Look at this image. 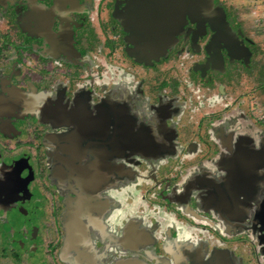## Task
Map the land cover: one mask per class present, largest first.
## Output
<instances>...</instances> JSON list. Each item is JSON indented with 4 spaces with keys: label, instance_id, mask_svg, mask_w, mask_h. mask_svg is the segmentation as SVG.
Here are the masks:
<instances>
[{
    "label": "flooded vegetation",
    "instance_id": "flooded-vegetation-1",
    "mask_svg": "<svg viewBox=\"0 0 264 264\" xmlns=\"http://www.w3.org/2000/svg\"><path fill=\"white\" fill-rule=\"evenodd\" d=\"M126 2L0 0V264H264V106L225 88L257 79L258 44L213 0L233 52L185 21L152 55Z\"/></svg>",
    "mask_w": 264,
    "mask_h": 264
},
{
    "label": "water",
    "instance_id": "water-1",
    "mask_svg": "<svg viewBox=\"0 0 264 264\" xmlns=\"http://www.w3.org/2000/svg\"><path fill=\"white\" fill-rule=\"evenodd\" d=\"M123 13L119 20L130 40L139 41L152 55L160 56L174 44L185 21L201 32L203 25H208L216 37L223 39V45L234 51V37L213 0H127ZM242 56L245 58V54Z\"/></svg>",
    "mask_w": 264,
    "mask_h": 264
},
{
    "label": "rangeland",
    "instance_id": "rangeland-1",
    "mask_svg": "<svg viewBox=\"0 0 264 264\" xmlns=\"http://www.w3.org/2000/svg\"><path fill=\"white\" fill-rule=\"evenodd\" d=\"M97 2V0H93V4H95ZM223 2V1H222ZM225 2V6L235 10L236 14L235 17L238 21V25L240 28H242V32L244 33V35L251 41H254L255 45L256 43L258 44L257 47H255V50H257L258 54H256L255 56H259L257 59V64L259 65V67L257 68V71L259 72L257 79L255 74H252V80H250V74L248 72H245V74H241V75H232L229 76V78L227 79V81H225V88H229V89H234V93H239L240 91L242 92L243 89L245 87H248L247 90H250V88L256 89L259 95H261L260 97H258L255 100V106L257 108H261L264 106V34H258L255 29H259V32L261 31V29L264 27V0H224ZM89 6L87 7H82L83 9L87 10ZM19 14L16 12V17ZM262 23V24H260ZM253 52H256V51ZM184 61H187L188 59H186L185 56H182ZM163 63V64H161ZM160 66L158 65V67H160L161 71H160V76L159 79H161L162 85L167 86V84H170L169 82H166L168 80H171L170 82L172 84H177L178 83V78L177 76H175L174 71L172 70L173 65L176 64V59H170V62L167 64V62L163 61L161 62ZM18 69L19 67L16 66ZM136 68V67H135ZM114 68H109L108 71L106 72V78L110 77V70H112ZM115 71L117 69H114ZM113 70V72H114ZM140 71V70H139ZM112 72V71H111ZM182 77L184 81H182L181 78V82L182 84L179 85V89H183L184 91H186L187 93H200L196 90H194L193 88H191V85H187L184 86V82L187 81L188 78H190V75L187 73L186 68L182 71ZM236 72V71H235ZM234 72V74H235ZM237 73V72H236ZM166 74L168 75L166 77ZM118 76V75H117ZM107 80V79H105ZM136 80H132V82H130V84L128 86V88L130 90L133 89L134 86H136L137 88H141L144 90L145 84H139L136 85L135 83ZM177 82V83H176ZM112 85H114V90L118 89L120 90L121 87H119L120 85L118 84V79L116 78L113 82H111ZM147 84H149L151 87L155 86V83H152L150 81H147ZM185 87V89H184ZM224 88V89H225ZM146 89V88H145ZM191 91V92H190ZM202 91H205V89H203ZM219 93V90H218ZM227 93H233V91H227ZM185 104H182L181 107L179 108V114H176L177 122H181L182 120H184V117L186 116L185 114H181V110H182V106H184ZM186 110V109H185ZM224 119L226 117H223ZM227 119H232L230 118V115L227 116ZM246 118L244 117L242 119V121H239L238 118L236 119H232V121L234 123H239L241 122L242 128H254V125L249 122H247L244 124L243 122H245ZM240 124V123H239ZM147 169L151 168V164L146 166ZM37 195V194H36ZM38 196V195H37ZM111 212V211H110ZM110 217V215L108 214V218ZM15 220H17V218H14ZM13 227V226H12ZM11 225L7 224L6 222L3 224V228H4V233L6 232H10V228H12ZM10 234V233H9ZM6 248L10 247V245H6ZM71 255V254H70ZM27 256V255H25ZM10 257V263L14 264V260H12V254L9 256ZM21 261H23L24 263L28 264V259L26 257H22Z\"/></svg>",
    "mask_w": 264,
    "mask_h": 264
}]
</instances>
